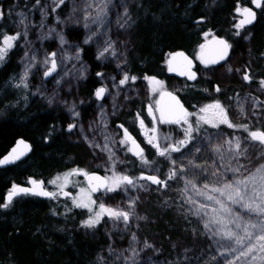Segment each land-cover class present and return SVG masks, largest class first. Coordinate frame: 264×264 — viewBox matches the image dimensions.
<instances>
[{
    "label": "rangeland",
    "instance_id": "obj_1",
    "mask_svg": "<svg viewBox=\"0 0 264 264\" xmlns=\"http://www.w3.org/2000/svg\"><path fill=\"white\" fill-rule=\"evenodd\" d=\"M65 1L69 6L68 18L73 24L83 29L84 40L91 33H96L88 44L95 47L97 55L105 46L106 40L113 42L115 54L106 53L100 60L114 65L115 70L106 73V76L101 79L104 87L109 91L105 93L102 100L94 102V117L81 122L80 115L73 117L69 111L75 105V111L78 112L77 106L81 98L79 88L88 77L89 69L83 60L79 44L69 40L63 30L59 31L60 21L58 22L56 15L51 25L42 24L43 26L35 25L33 13H30L29 18L27 17L25 21L27 36H21L18 44L21 43L16 47L13 46L14 49H10L6 55L7 57L9 53H17L20 58L21 71L17 77L13 78L9 86L11 91L4 100L6 104L25 107L31 100L39 98L43 100L48 109L66 110L71 115V122L82 126L83 135L78 126L71 136L77 140L78 144L87 148L85 160L80 161V166L71 167L54 179L56 180L54 187L60 195L61 189L58 185H62L63 190L70 186L76 188V192L70 198L71 203L74 204L73 198L79 202L88 193V189L77 183L79 177L85 175L82 173L70 175L66 183L64 180L66 173L74 169L88 173L90 169L100 166L107 169L108 177H111L113 172L124 175L120 169V163L117 162L113 168V160L109 158V153L103 150V134L105 132L111 134L115 141L121 139L112 127L111 120L117 115L116 112L122 107L123 102L128 101L127 95L135 93V98H139L141 94H144L147 98L152 97L157 102L162 91L170 88L183 89L184 82L179 84L177 80L171 79V81L162 83L160 88L156 87L155 91H153V85L149 83H145L142 89L128 87L127 83L119 85L123 73H126V64L129 62L128 53L131 50L127 34L119 25L128 18L130 20L131 14L134 16L135 0H133L134 4H131L132 0H112L106 13H100L102 0ZM51 7H56L52 4V0H44L38 10L41 14L42 10L48 13ZM125 8H127V15H125ZM98 14L103 18L98 22H91L90 18ZM85 23L89 24L88 28L84 26ZM15 30L23 32L24 27L17 24ZM42 33L45 38H41ZM57 33L62 34L67 43L61 45ZM2 42L3 37L0 46ZM77 50H79L80 59H69L75 55ZM53 52L57 53L58 67L52 77L45 79L43 72L46 66L41 61L45 59L46 54ZM25 53H28L29 57L35 56L36 58L35 62L29 66L26 88L16 86L19 83L18 78L24 73L29 63ZM82 66L84 67L82 75L73 71L74 67L80 69ZM100 105H103L104 121L107 127L105 129L101 125L99 129L95 126L90 128L89 126L99 119ZM201 114L198 112L196 117L189 115L187 116L188 124L182 121L174 127L162 123L158 126L152 119L153 128L156 129L152 135L155 137L154 143H158L161 150L169 146H177L181 149L165 156L168 162L172 163L171 168L175 169V176L178 175V182L169 185L172 187L177 184L171 188L172 190H168V203L175 201L169 205L167 210L181 225L183 224V227L187 225L188 228H193L191 229L192 234L202 235L210 240L209 249L200 254L206 259V264H264V172L262 171L264 170V143L258 142L253 136L252 138L245 137L244 128L239 133L228 135L227 125L212 128L202 124L198 120ZM228 115L236 119L254 116L252 112H228L227 117ZM189 124L193 129L191 136L185 133ZM84 136H87V140ZM97 143L100 147L95 146ZM109 147L114 152L115 158L120 161L115 143L109 144ZM202 153H207L209 157L205 160L201 159ZM141 165L145 166L142 162ZM164 173L168 174L167 170ZM134 177L138 178L139 175L136 174ZM139 185L142 184H138L136 188L122 186L114 192L106 191L99 198L91 194L92 200L95 201L91 207L95 211H99L101 203L115 210L129 211L130 201H135L132 204L127 226L123 221H113L107 215L102 216L101 219L104 221L107 232L111 234L120 231L121 237L125 236V242L116 244L114 240H111L104 252L97 256V262L102 264H183L194 261L197 257L192 259L187 251L178 255L173 241H164L165 254L171 257L166 261V255L162 254L159 247H156L155 240L141 237L139 227L134 221L137 218L136 213H140L149 185L142 187ZM82 188L85 189L84 193L80 191ZM141 217L143 216L139 215L138 220L143 221L144 218L141 219ZM195 225L197 227L194 229ZM183 227H181L182 230H186ZM153 230L156 233V229ZM133 236H135V241L132 239ZM145 244L149 247L146 248ZM172 252H174L173 256H171Z\"/></svg>",
    "mask_w": 264,
    "mask_h": 264
},
{
    "label": "trees",
    "instance_id": "obj_2",
    "mask_svg": "<svg viewBox=\"0 0 264 264\" xmlns=\"http://www.w3.org/2000/svg\"><path fill=\"white\" fill-rule=\"evenodd\" d=\"M34 1L30 0V6ZM236 1L144 0V6L134 10L137 25L127 36L132 45L130 72H164L163 62L172 52L194 50L204 40L205 32L217 30L215 25L230 21L234 24ZM66 5L65 1L60 9L64 10ZM225 10H231V19L225 15ZM64 33L74 42H81L83 37V31L77 27ZM263 45V34L255 32L251 54ZM95 56V47L84 45L83 57L89 63V75L79 88L81 98L77 108L81 122L93 118L95 113L93 103L87 102L94 97L100 83L97 73L101 66ZM107 69L114 71L115 67ZM8 70L9 64L0 69V85ZM4 99L0 97V156L19 136L29 140L33 150L17 165L0 168V203L4 201L5 191L13 184L30 180L49 184L62 172L80 165L87 154L85 146L65 135L64 130L70 123L66 110L48 109L39 98L31 100L25 107L6 104ZM168 188L166 186L165 190ZM19 198V203L9 209L0 208V264H100L97 256L104 252L111 239H118L115 235L108 236L103 224L91 229L82 227L80 221L89 217L85 210L53 215L52 200L33 195ZM144 198L141 208L144 219L138 226L141 237L153 239L155 244L161 243L160 249L164 253V241H173L178 255L187 251L192 259L209 249L204 236L182 230L183 226L175 216L158 207L155 198ZM171 254L173 256L174 252Z\"/></svg>",
    "mask_w": 264,
    "mask_h": 264
},
{
    "label": "bare ground",
    "instance_id": "obj_3",
    "mask_svg": "<svg viewBox=\"0 0 264 264\" xmlns=\"http://www.w3.org/2000/svg\"><path fill=\"white\" fill-rule=\"evenodd\" d=\"M213 1H214V3L217 2V0H213ZM35 2H36V0L31 4V6H29L27 3H24L22 5V7H21L22 9L19 10V12H23V10L27 9L26 11H28V13L26 12V15H27L28 18L30 16V13H33L35 15L34 18H35V22H36L35 25L36 26H41L42 24L51 25L52 22L55 21L54 19H55V15H56L59 18V21H60V28L61 29L59 31H62V30L66 31L67 29L74 28V27H77V29L83 31V29L80 26H77V25L73 24L70 21V18H68V13H67L68 10H69L68 3L66 5L67 8H65L64 10L60 9L61 5L59 7H57V8L56 7H51V9H49L47 15H42L39 12L38 8L42 5L44 0H40V4L39 5H37V3L35 5ZM135 2H136V4H135V8L136 9L137 8H142L144 6V0H135ZM236 2L238 4L237 7H240V6L244 7L247 4L251 3V0H238ZM132 3H133V0H132L131 4ZM30 7H31V9H30ZM53 8H55V11H52ZM231 14H232L231 10L230 11L229 10H225V15L227 17H230V19H231ZM237 15L238 14L235 11V16H237ZM12 17H13V19H12L13 20V24L10 26L9 30L16 31L15 29L17 27V24H18L17 22H18L20 17H18L17 15H16V17H14L12 15ZM242 18H243V16H242ZM263 19H264V17L262 18V21H263ZM128 20H129V18H128ZM129 21L130 22L125 27H123V30L127 34V36H128V33L131 30H133L136 27V25H137L136 24V19H135V17L132 14H131V18H130ZM235 24H236V21H235L234 24H231V21L229 23H219V24L214 26V27H216L217 30H215V29L214 30H209V31L204 33V36H205L204 40L202 41V43H200L198 46H196L194 48V50L187 51L185 49H178V50L172 52L167 57L166 61L163 62V67H165V71L164 72L163 71H159L157 73H147L145 71H140V72H135L134 73V72H130V71H132V68L130 67L131 65L129 64V62L126 64L125 72L128 73V75L130 77H132V76L136 77L135 81L129 80L127 82L128 87L130 86V87H133V88L142 89V87L145 85V83L151 84L149 82V80L145 79V77L155 78V80L160 81L161 84L165 83L166 81L167 82L171 81V79L172 80H177L179 82V84L181 82H184V84H183L184 87H183V89L170 88L168 90L162 91L161 94L159 95V97L157 98V102H155L154 98H152V97L151 98H147L144 94H141L140 95L141 97H139V98H135V95H136L135 93H133L134 95H132L131 93L127 95V100L128 101H124L123 102V104L121 105L122 107L119 108L118 112H116L117 115L111 120V122L114 123V124L117 123V125L115 124L117 126V129L116 128H114V129L116 130L115 132L117 133V135H119L121 138H123V128H126L128 130V132L131 134V136L140 144L141 148L143 149V154H144V157L146 158V160L148 161V164H145V166L141 165L140 159L138 157L134 156L132 153H129L127 151L126 146H121L119 143H115L116 152L118 154L117 156L120 157V161H122V162H119L120 163V169L124 173V175H129L130 177H133L132 175L129 174L130 172L133 173L134 175H136V174L139 175V177L142 174L145 175V176H147V175H156L161 180L166 181V186L169 187L168 190L169 189L172 190L171 188H174V186L177 185V184H175L172 187L169 186L172 183L178 182L177 181L178 180V175L176 174V176H175V173H174L175 169L171 168V166H172L171 164L172 163H169L168 160L166 159V157L159 156L158 152H157V149L154 148L152 145L147 143V140L149 139V137L148 136H146V138L144 137L143 128H141L140 125H139L138 115H141V113L136 115V112H148L147 113L148 115L145 114V119L147 120V125H148L149 130H151L150 133H149L150 134V138L154 134L152 132V129H153L152 119H153V117H155V119H153V120L156 121L158 126H160L161 123L165 124L166 126H171V127L175 126V123H163V122H161V119H160L161 113H160V108H159V100L161 98V95L164 92L172 91V92L177 93L179 95L178 97L183 102L184 106L186 107L187 112L189 113V115H191L192 117H194V116L196 117V114L198 112H200V109L202 107L208 105L209 100H210V95L213 94L212 91H214V89L216 87H219V89L223 90V86L221 85V80H223V77L221 75L222 73L214 72L212 74H205L206 70L203 69L204 65L201 63V61L199 59V57L202 54L201 45H206L210 40H212L213 38H216V37L222 38V39L228 41L227 38H226V36H227L226 33H229L230 29L233 28ZM245 26H247V25H245ZM254 31L256 33H258V34L262 33L263 37H264V27H263V29L261 31V25H258L257 29H255ZM252 41H253V39L250 42H248V45L250 44L249 46H251ZM77 43L79 44V46L81 48V54H82V57H83L84 45L85 46L86 45H91V44H88V43L87 44L84 43V31H83V37H82L81 42H77ZM228 43H229V41H228ZM129 44H130V41H129ZM236 44L240 45V42L237 41ZM130 46L132 47L131 44H130ZM191 49H193V48H191ZM230 49H229V52H228V56L226 57V59L224 61H221L220 63H218L216 65H209V66L215 67V66H218V65L224 63L228 59V57L230 55ZM242 50L244 51V48H242ZM130 51L128 53V57H130V53H131ZM181 51L185 52L190 57V59H192V61L194 63V65L191 64V67L194 70V72L196 73V79L195 80H190V79H188L187 76L181 77V76L172 74L170 72V70H169V63H170L172 57L175 56L176 53L181 52ZM252 51L253 50L249 51L248 53L251 55ZM256 51L257 52H254V55H256L258 58L264 57V45L260 46ZM249 54H248V56H249ZM95 57H96L95 58L96 61H98V63L101 66V69L99 70V73L103 74L102 76H98V78L100 79V83L97 86V89H98L100 87H104L105 86L103 84V82L101 81V79L104 76H106V73L111 72L110 69H107V68H110L111 66H114V65L108 64V63H104L100 59H97V53H96ZM83 60L87 63V66H89L88 65L89 63L84 59V57H83ZM7 64H9V70L7 71L5 76L3 75L4 76L3 77V81H2V83L0 85V97L1 98L5 97L8 93H10L11 90H10L9 86L12 83L13 78L17 77L19 75L20 71H21L20 58L17 56V53L14 54L13 56H11L8 60L4 61L3 64H0V69H2ZM182 65L186 66V61H182ZM88 69H89V67H88ZM160 86L161 85L156 86V87L160 88ZM96 100L97 99H96L95 95H94V97H90L88 99V101L90 103H93V105H94V102ZM98 101H100V100H98ZM211 101L215 102V97L212 98ZM149 106H151V108H152V113H149V111H148ZM252 113L254 114V116L253 115L251 116L252 117V122L254 121L255 126H254V128H251V129H255V130H249V131H246V132L243 133V135L245 137H249V138H252L251 136L256 137V136L260 135V132L257 131V129H259V130L262 129L263 130V127L261 126L262 122H261V120H259V116L260 115H264V112H252ZM67 114H68V117L70 118L71 117L70 113L67 112ZM244 119H246V118H244ZM244 119H239V120H244ZM69 120H71V118ZM70 123H72V122L70 121ZM125 124H127L128 126L125 125ZM119 125H123V128H120ZM227 130L229 131V129H227ZM64 132H65V135H66L67 138L68 137L72 138L71 135H72L73 130H72V132H69L67 130V128H65ZM253 133H255V135H253ZM229 134H234V133L233 132H229ZM19 139L27 140L23 136H19V137L15 138V140L7 148V150L2 153V155L0 156V159L2 157H4L6 154L10 153L11 149L13 148V146L17 143V141ZM27 141H29V140H27ZM175 147H177V146H175ZM160 149H162V148H160ZM31 153H32V151H31ZM31 153H29L28 156H30ZM259 153L263 154L262 151H259ZM208 157L209 156H208L207 153H202L201 156H200V158L203 159V160L207 159ZM26 158H24L22 160H19V161L15 162V163H13L11 165H8L6 167H0V168H7V167H11V166L17 165L18 163L22 162ZM76 166H80V165L77 164ZM106 170L107 169H105V167H100L99 166L98 168L90 169L88 171V174L91 171H97V172L103 174L105 177H108L106 175L107 174ZM166 170H167L168 174L164 173V171H166ZM104 173H106V174H104ZM169 176H171L172 179H168ZM133 178H135V177H133ZM36 181H41V180H36ZM41 182H43V181H41ZM77 183H79L81 187L89 190L90 185H89V182H88L86 176L79 177V180H78ZM138 184H142V185H146V186L149 185L148 186L149 187L148 188V193L146 194L145 197L150 196V198H155L156 201H157V206L162 208V209H168L170 207L169 205L174 203V201H175V200H173V201L168 203L167 194H169V193H168V190L167 191L165 190L166 186L163 185V184L162 185H156V184H153L151 181H147V180H138ZM15 185H22V186L30 187L31 184L28 181V182H25V183H18V184H15ZM43 186L49 192L57 193L56 198L38 196V197H40L42 199H49V200L53 201V202H51L54 205V206H52V208L54 209V211L52 213L53 215H55L56 212H58L59 214L61 213L62 215H64L67 212H70V211H73V210H76V209L85 210L86 213L88 214V216L91 215V213H89L88 209L75 207V205L73 203H71L70 198L76 192V188L71 187V186L67 187L65 190H63V192L69 193L70 196H65L63 194L60 195L58 192H56V188L54 187V184H52V183L46 184L45 182H43ZM11 187L9 188V190L11 189ZM9 190L5 191V197H6V194H7V192ZM104 192H106L105 189L104 190H100L98 193L93 192L91 194L95 198H99L101 196V194L104 193ZM5 197H4V201L2 203L5 202ZM19 197L14 198V200H13V202H12L10 207H12V205L14 203H17L19 201V199H20ZM9 208H7V209H9ZM171 208H173V207H171ZM2 209L3 210H7V209H4V208H2ZM92 209L95 212L94 208H92ZM136 214H137V218L135 219L134 222H136L137 223L136 225L139 226V223H141L142 220H138V216L142 215V209L140 210L139 214L138 213H136ZM185 217L187 218V215H185ZM87 218L88 217H86V219ZM134 222H132V223H134ZM184 222L187 224V222L185 220H184ZM80 223H81V221H80ZM100 224H103L104 228H105V224H104V221L102 219H101V221H100V223L98 225H100ZM182 226H183V224H182ZM196 227L197 226L195 225L194 229ZM183 228L186 229V230L193 229V228H188L187 225L185 227H183ZM106 232H107V230H106ZM107 234H108V236H111V237H113V235H115V237L118 238L116 240L111 239V240H114L116 244H118V243L119 244H123V242H125V239H124L125 236L121 237L122 233L120 231H117V232L115 231L114 233L112 232L111 234L107 232ZM208 244L210 246V244H211L210 240H208ZM160 245H162V244L161 243L160 244H156V247L160 248ZM174 247H176V246H174ZM161 252H162V254H165L163 252V250ZM168 258L170 259L171 257L166 255V261L169 260ZM205 260L206 259H204V257H202L200 255H197V258L194 261H192V262L190 261L189 264H206ZM100 264H102V263H100Z\"/></svg>",
    "mask_w": 264,
    "mask_h": 264
},
{
    "label": "snow or ice",
    "instance_id": "obj_4",
    "mask_svg": "<svg viewBox=\"0 0 264 264\" xmlns=\"http://www.w3.org/2000/svg\"><path fill=\"white\" fill-rule=\"evenodd\" d=\"M37 5L40 4V0H36ZM65 3V0H52V4H54L56 7H59ZM112 0H102V4L100 6V13H106V10L108 9L109 5H111ZM251 3L255 5L257 9L262 7V0H251ZM75 10V9H74ZM52 11H55V8L52 9ZM125 15H127V8L124 9ZM235 11L243 16L242 19H240L234 27L237 29L236 35H239L240 32L239 30L244 28L245 25H250L253 23V21L256 18V13L255 11L252 10V8L249 7H244L240 8L237 7ZM16 15L20 17L18 20V24L24 27L23 32H16L13 35H6L3 33H0V35L3 36V42L2 46H0V62H3L8 51L13 48L14 42L17 41L21 36H27V25L25 24V21L27 19V15L25 12H17ZM42 15H47L46 11L42 10ZM4 16V12L0 10V19H2ZM103 17L101 15H97L94 18H90L91 22H98L100 19ZM58 22H59V18ZM130 21L129 20H124L123 23H120V27L123 28L125 27ZM119 23V21H118ZM43 26V25H41ZM86 28L89 27L88 23H85L84 25ZM54 31V30H51ZM96 33H91L88 37L85 38L84 43L87 44L89 41L95 36ZM207 35V34H206ZM57 37L60 41L61 45H64L67 43L65 40L64 36L62 34L57 33ZM41 38H45L44 34H41ZM217 47L210 49L207 54H202L199 59L201 63L205 66L208 67L209 65H216L220 63L221 61H224L226 57L228 56L229 49L231 48V45L228 43V41L224 39H219L216 41ZM205 50V45H201V51L204 53ZM106 53L110 54H115L113 42L111 40H106L105 41V46L103 47L102 50L99 51L97 55V59H100L105 56ZM182 55V54H178ZM25 57L28 58V65L25 67L24 73L19 77V83L16 85L17 87H27V76H28V71H29V66L32 65L35 62V56H28V53H25ZM57 53L53 52L50 54H46V57L41 63L46 66V70L43 72L44 77H49L51 76L56 70H57ZM69 59H75L79 60V50L76 51L75 55L72 57H69ZM174 59V58H173ZM61 60H63V56H61ZM186 60V58H185ZM50 65V66H49ZM170 71H173L174 69L171 66V61H170ZM74 72H79L81 75L83 74L84 67L82 66L80 69H75L73 68ZM228 71H231V68L228 69ZM67 74V73H65ZM102 73H97V76H102ZM180 75L187 76L188 79L190 80H195L196 79V73L191 70V61L186 62V70L181 71ZM113 81H115V78H112ZM145 79L149 80V82L153 85V91L156 90V86L161 85L160 81L155 80V78H150V77H145ZM243 79L245 81H248L250 79L249 75L245 74L243 76ZM129 80L135 81L136 77L132 76L130 77L128 73H123L122 78L119 80V85H125ZM59 83V81H57ZM260 84L262 87H264V80L260 81ZM115 86V84H114ZM217 91H220L219 87L216 89ZM109 91L106 87H100L98 88L94 95L97 100H101L104 98L105 93ZM167 95L171 96V93H168ZM173 104L169 105L166 109V114L169 117V119H164L165 115V110H161V122L163 123H175V124H180L182 121L185 124H188L187 121V116L189 113L183 108V105L180 104V102L176 99V97L171 96ZM51 102V101H50ZM100 116L98 121H94L93 125H90V128H93L94 126L99 129L101 125L106 129L107 125L106 122L104 121V112H103V105H100ZM242 110V109H241ZM69 111L71 112L73 117H78L80 114L79 112L75 111V105H73ZM149 113H152V108L149 106L148 108ZM200 113H202L199 117L198 120L200 123L209 125L212 128H219L221 125H227L229 128L234 127V125L229 121L226 111L224 107L219 103L215 102L212 104H208L200 109ZM155 119V117H153ZM139 125L141 128H144V121L142 119L139 120ZM79 125L77 123H69L67 125V130L71 132L74 128H77ZM81 128V134L83 135V128L82 126H79ZM120 128H123V125H119ZM156 131L155 128L152 129V132L154 133ZM192 126L189 124L188 127L185 129L186 135L191 136L192 134ZM255 135V133H253ZM261 136H264V132H260ZM84 139L87 140V136H84ZM167 139V138H166ZM103 140H104V145H103V150L107 151L109 153V158L113 160V168L115 167V164L117 162H122L118 161L115 158L114 152L111 150L109 147V144H114V143H119L121 146H126L127 151L129 153H132L134 156L138 157L140 161L144 164H148V161L145 160L144 154H143V149L140 147V145L137 143V141L131 136V134L128 132L126 128H123V138H121L119 141L113 140L111 134L105 132L103 134ZM155 137H151L147 140V143L152 145L154 148L157 149L158 155L161 157H165L166 154H169L170 152H177L180 151V148H177L175 146H169L164 148L163 150L160 149V146L158 143H154ZM21 145H23L24 149H28V145L24 144L23 141L20 142ZM96 147H100V144L97 143L95 145ZM25 155V152L21 150L19 147L14 148L9 155L5 156L3 159H0V166L3 165H8L11 163H14L15 161L19 160L21 156ZM82 173L88 178L89 181V190L88 193L86 194L85 197L81 198L79 202H76V199L73 198L74 200V205L75 207L78 208H84L88 209L89 217L83 221H81V226L85 228H95L101 221L102 216L107 215L109 219L113 221H123L125 226H127V223L130 218L131 214V209H132V204L135 203V201H130L129 204V211H119L115 210L113 208L105 207L104 204L99 205V211H93L91 205L95 203V201L92 200L91 198V193L97 192L100 189H105L107 192H114L118 188H121L122 186H131L132 188H136L138 186V180H147L151 181L153 184L156 185H165L166 186V181L161 180L158 176L156 175H141L138 178H133L130 177L129 175H122V174H116L113 172V175L111 177H103L101 178L98 175H89L87 172H83V170H72L69 173L65 174L64 180L67 183L68 182V176L70 175H75V174H80ZM168 179H172L171 176L168 177ZM29 183L32 185L31 187H21L19 185L13 184L11 189L7 192L6 197H5V202L0 203V208L7 209L11 206L14 198L19 197V196H27V195H33V196H44V197H49V198H56L57 193L55 192H49L44 189L43 187V182H37L36 180H30ZM50 183L56 184V180L51 181ZM143 186V185H139ZM58 187L61 189V194L65 196H70L69 193L63 192V186L58 185ZM81 193L85 192V189L80 190ZM143 219V217H141ZM133 241H135V236L132 237ZM145 247H149V245L145 244Z\"/></svg>",
    "mask_w": 264,
    "mask_h": 264
},
{
    "label": "flooded vegetation",
    "instance_id": "obj_5",
    "mask_svg": "<svg viewBox=\"0 0 264 264\" xmlns=\"http://www.w3.org/2000/svg\"><path fill=\"white\" fill-rule=\"evenodd\" d=\"M24 3H27L30 6V0H0V10L4 12L3 18L0 19V33L13 35L18 32L9 29L13 24L12 15L16 17V13L22 9L21 7ZM244 7L252 8V10L255 11L256 18L254 22L251 25H247L240 29L239 35H236L237 29L235 27L231 28L229 33H226V38L231 45V49L230 55L224 63L215 67L203 66V69L206 70L205 74H212L214 72L222 73L223 80H221V85L223 86V90L220 89V91H217L216 87L214 91H212L213 94L210 95L208 104L219 102L224 107L226 114H228V112H264V87L260 84V81L264 80V57L258 58L256 55H250L248 53L253 49L249 46L250 44L248 45V42L253 39L255 26L261 25L262 28L264 25V22L262 21V18L264 17V0H262V7L259 9H257L252 3H249ZM244 7L240 6L241 9ZM26 10L27 9L23 10V12L28 13ZM237 14L238 15L235 18L236 23L242 18L241 14ZM2 37L3 36L0 35V42L2 41ZM19 40L20 38L15 42L14 47L21 43L18 44ZM237 41L241 42L242 45L238 46V44H236ZM242 48H244V51ZM13 49L14 48H12V50ZM11 56L12 54L9 53L4 61L8 60ZM3 62H0V64H3ZM229 68H231V71H228ZM245 74L250 77L248 81L243 79ZM214 97L215 102H212L211 100ZM139 113H141V115H138ZM147 113L148 112H136V115H138L139 120L142 119L144 121V137L146 138V136H148L150 138L149 133L151 130H149L147 120L145 119V114L148 115ZM233 117L234 116L232 115H228L229 121L234 125V127L229 128V131H226L228 135L229 132H233L234 134L239 133L243 128L245 131L255 130L251 129L255 126L254 121L252 122V117L248 116L244 120H239ZM259 120L262 122L261 126L263 127V130L257 129V131L264 132V115H260ZM115 124L117 125V123ZM115 124L112 123V127L117 129ZM254 139L258 142L260 141L261 143H264V136L259 135V138L256 136ZM129 174L133 177L135 176L131 172Z\"/></svg>",
    "mask_w": 264,
    "mask_h": 264
},
{
    "label": "water",
    "instance_id": "obj_6",
    "mask_svg": "<svg viewBox=\"0 0 264 264\" xmlns=\"http://www.w3.org/2000/svg\"><path fill=\"white\" fill-rule=\"evenodd\" d=\"M219 39H222V38H218V37H216V38H213L212 40H210V41L205 45V50H204V53H202V54H207L208 51H209L210 49H213V48L217 47L216 41H218ZM178 54H182V55H178ZM202 54H201V55H202ZM173 58H174V59H173ZM185 58H186V60H185ZM182 61H186V62H187V61H191V64L194 65L192 59H190V57H189L185 52H182V51H181V52H178V53H176V55L173 56L172 59H171V66H172V68L174 69L173 71H170L172 74H175V75H178V76H181V77L184 76V75H180V72H181V71L186 70V66H183V65H182ZM169 67H170V63H169ZM191 70L194 72V70L192 69V67H191ZM55 72H56V71H55ZM55 72H54L51 76H49V77H45V79H49L50 77H52V76L55 74ZM168 93H171V96L176 97V99L180 102V104L183 105V108L187 111L186 107L184 106V104H183V102L180 100V98L178 97L179 95H178L177 93L172 92V91L164 92V93L161 95V98H160V100H159L160 113H161V110H162V109L165 110L164 119H169V117H168L167 114H166V109H167V107H168L169 105L173 104V101H172L171 96L167 95ZM21 141H23L24 144H26V145L29 146L28 149H24V148H23V145L20 144ZM137 143H138V142H137ZM138 144H139V143H138ZM139 145H140V144H139ZM17 147H19L21 150H23V151L25 152V155L21 156V158H20L19 160H22V159L26 158V157L28 156V154L31 153V151L33 150V145H32V143H31L30 141H27V140H24V139H19V140L17 141V143H16V144L13 146V148L11 149L10 153L12 152V150H13L14 148H17ZM140 147H141V146H140ZM7 155H9V154H6L5 156H7ZM5 156H4V157H5ZM4 157H2L1 159H3ZM19 160H17V161H19ZM17 161H15V162H17ZM15 162H14V163H15ZM11 164H13V163H11ZM11 164H8V165H11ZM8 165H3V166H0V167H6V166H8ZM93 174H94V175H98V176H100L101 178L105 177L103 174H101V173H99V172H97V171H91V172L89 173V175H93ZM87 180H88V178H87ZM37 182H41V181H37ZM88 182H89V181H88ZM19 186H21V187H26V186H22V185H19ZM31 186H32V185H30V187H31ZM43 187H44V186H43ZM44 189L47 190L45 187H44ZM100 190H104V189H100ZM100 190H99V191H100ZM47 191H48V190H47ZM99 191H97V192H95V193H98ZM40 197H44V196H40Z\"/></svg>",
    "mask_w": 264,
    "mask_h": 264
}]
</instances>
